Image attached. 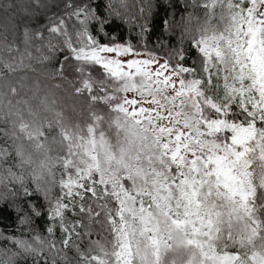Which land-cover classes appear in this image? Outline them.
<instances>
[{
  "label": "snow or ice",
  "instance_id": "obj_1",
  "mask_svg": "<svg viewBox=\"0 0 264 264\" xmlns=\"http://www.w3.org/2000/svg\"><path fill=\"white\" fill-rule=\"evenodd\" d=\"M5 205L0 264H264V0H0Z\"/></svg>",
  "mask_w": 264,
  "mask_h": 264
},
{
  "label": "trees",
  "instance_id": "obj_2",
  "mask_svg": "<svg viewBox=\"0 0 264 264\" xmlns=\"http://www.w3.org/2000/svg\"><path fill=\"white\" fill-rule=\"evenodd\" d=\"M74 3H81V0H73ZM84 3H88L89 0H83ZM136 4V0H129V5L134 6ZM63 6L61 2V7ZM131 10V8H130ZM52 11H57L56 8H53ZM199 14L202 15V10H198ZM166 10L164 8L160 9L159 15L156 16L154 22L150 26V31L145 33V37L143 41H140V38L137 36L139 29L135 26H130L128 23L122 21H116L108 26L105 33L100 34L98 39L100 43H127L131 42L138 46V51H150L153 50L156 54L162 58H165L166 52L169 48L176 43L175 36L168 35L163 28L162 18L165 15ZM70 24L73 21L69 22ZM93 34H96L95 26H93ZM114 38V39H113ZM144 43L147 45V48H140L139 45ZM161 44L164 46L161 47ZM185 47H190V45H185ZM190 55L195 58L196 53L192 52ZM74 101L69 99L66 101L69 105H71ZM37 204H43V200L34 201ZM69 219H72L71 213H69ZM33 228L41 234L47 235L45 229L48 227V217L47 212H44V215L35 218L33 223ZM14 228H18V220L16 215L8 209L7 205L3 208V216H0V231H3L5 235L11 234ZM19 229L16 234H19ZM60 232L59 229L56 231V237L59 238ZM94 239L97 237H93ZM69 255H74L73 252H70ZM19 264H32L31 257L27 259H21Z\"/></svg>",
  "mask_w": 264,
  "mask_h": 264
},
{
  "label": "rangeland",
  "instance_id": "obj_3",
  "mask_svg": "<svg viewBox=\"0 0 264 264\" xmlns=\"http://www.w3.org/2000/svg\"><path fill=\"white\" fill-rule=\"evenodd\" d=\"M140 52V55L135 57V58H138V59H145V58H148V51H139ZM104 55H114V54H104ZM127 59H131L133 58V55L132 54H129L127 57ZM157 58L160 60V63H163L164 61V58L160 57L157 55ZM129 95H132V94H129Z\"/></svg>",
  "mask_w": 264,
  "mask_h": 264
}]
</instances>
